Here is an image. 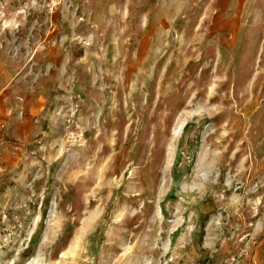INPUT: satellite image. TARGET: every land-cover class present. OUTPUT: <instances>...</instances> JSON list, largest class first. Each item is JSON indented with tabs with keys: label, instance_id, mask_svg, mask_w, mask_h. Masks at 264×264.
<instances>
[{
	"label": "rangeland",
	"instance_id": "obj_1",
	"mask_svg": "<svg viewBox=\"0 0 264 264\" xmlns=\"http://www.w3.org/2000/svg\"><path fill=\"white\" fill-rule=\"evenodd\" d=\"M0 264H264V0H0Z\"/></svg>",
	"mask_w": 264,
	"mask_h": 264
}]
</instances>
